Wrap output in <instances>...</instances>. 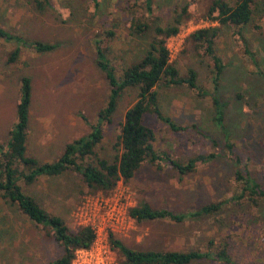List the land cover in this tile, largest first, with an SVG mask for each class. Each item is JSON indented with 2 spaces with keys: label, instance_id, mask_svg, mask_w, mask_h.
Returning a JSON list of instances; mask_svg holds the SVG:
<instances>
[{
  "label": "rangeland",
  "instance_id": "1",
  "mask_svg": "<svg viewBox=\"0 0 264 264\" xmlns=\"http://www.w3.org/2000/svg\"><path fill=\"white\" fill-rule=\"evenodd\" d=\"M52 2L54 8L40 12L32 0H0V28L24 39L19 44L0 39V143L9 138L22 93L21 80L28 78L32 113L28 155L40 163L57 160L64 144L90 132L80 116L95 122L108 101L107 80L94 62L96 37L104 41L120 76L147 46L132 33L130 20L150 23L151 28L165 27L175 12L189 6L191 17L177 36L167 40V47L180 77L188 78L189 71L195 72L198 89L188 84L168 87L165 83L155 88L163 117L187 128L170 130L153 115L145 117V124L155 132L156 152H164L169 159L186 162L209 153L216 157L186 176L171 167L158 170L144 164L127 184L119 182L109 195L89 192L80 176L68 171L31 186L21 184L26 194L47 212L61 217L70 230L92 222L97 226L99 238L92 256L79 254L76 264L101 257L97 253L104 243L100 242L110 231V223L100 210V201L106 200L117 201L127 215L140 200L154 209L175 212L223 202L216 215L181 224L137 223L125 215L123 227L112 233L129 248L154 251L206 250L209 240L227 237L232 264H264V200L258 207L243 200L231 202L240 190L235 170L243 174L248 171L264 189V0L257 1L252 21L241 31L246 48L236 35L237 29L219 28L215 51L224 69L216 82L210 59L197 56L187 43L194 31L219 27L203 16L211 0H151V12L145 0H100L98 11L91 0ZM109 31L112 37H107ZM31 42L55 43L58 48L37 54L30 48ZM17 46L18 57L11 62ZM136 95V89H126L119 97L113 121L105 127L103 142L96 148L98 157L108 161L115 158L118 129ZM230 144L240 163L230 158L226 148ZM62 254L48 230L28 221L15 206L9 208L0 202V264H49ZM108 256L118 264L115 251L111 249Z\"/></svg>",
  "mask_w": 264,
  "mask_h": 264
},
{
  "label": "trees",
  "instance_id": "2",
  "mask_svg": "<svg viewBox=\"0 0 264 264\" xmlns=\"http://www.w3.org/2000/svg\"><path fill=\"white\" fill-rule=\"evenodd\" d=\"M91 1L95 10H100V0ZM257 1L211 0L203 16L208 21L217 23L219 27L201 28L187 37V43L191 44V49L197 56L210 59L215 82L219 80L224 69L221 58L215 51L219 28L237 29L236 35L241 37L246 48L247 44L242 38L241 31L252 21ZM32 2L40 12L50 6L54 8L52 0ZM145 3L147 10L151 12V0H145ZM188 10L189 6H185L179 12H175L172 22L165 27L156 25L151 28L150 23L132 18L130 20L132 33L147 46L142 56L123 69L120 76H117L109 58L108 48L103 46L104 41L99 36L96 37L94 62L107 80L108 101L98 112L95 122L92 123L87 117L80 116L90 127V132L67 143L62 154L53 162L40 163L27 153L31 88L29 79L22 78V93L16 108V121L11 127L8 140L0 143V202L9 208L15 206L28 221L48 230L50 236L63 250V254L49 264H72L78 250H86L93 245L96 239L95 232L90 226L70 230L61 217L47 212L32 196L26 194L21 184L31 186L41 179L60 176L68 171L79 175L89 192L109 195L117 188L119 182L127 184L144 164H150L158 170L163 166L171 167L181 176H186L195 173L216 158L214 153H209L199 154L186 162L169 159L164 152H156L155 132L145 124V117L153 115L170 130L181 131L187 128L175 126L169 118L163 117L155 88L159 83H165L168 87L188 84L191 89H198L195 72L189 71L188 78L180 77L178 70L170 61L167 47V40L177 36L181 25L191 17ZM106 34L107 37L113 36L111 31ZM0 39L18 44L24 42L22 37L1 28ZM29 46L37 54L58 48V44L41 42H31ZM19 51L17 46L10 58L11 62L18 57ZM126 89L137 90L136 101L124 114L114 144L115 158L108 161L98 157L96 148L103 142L105 127L112 123L117 101ZM226 146L230 158L240 163L241 160L232 154V144ZM247 172L243 174L235 170V181L240 190L232 197L231 202L238 203L243 200L258 207L259 201L264 200V189L251 179ZM228 202L230 200L226 201ZM224 204L219 202L189 212H175L169 209H154L146 201L140 200L128 209V215L137 223L169 221L181 224L200 217L216 215ZM109 244L116 252L118 264H193L201 261L232 264L227 237L209 240L206 250H135L124 245L112 234L109 235Z\"/></svg>",
  "mask_w": 264,
  "mask_h": 264
},
{
  "label": "built area",
  "instance_id": "3",
  "mask_svg": "<svg viewBox=\"0 0 264 264\" xmlns=\"http://www.w3.org/2000/svg\"><path fill=\"white\" fill-rule=\"evenodd\" d=\"M169 49V48H168ZM170 52V51H169ZM89 205H86V208ZM131 208V207H130ZM103 210L104 212V219L110 223V225L108 226V229L111 231H107L108 233H106L105 241L104 242H100V243H104L101 246V250L97 253L99 254L101 257L100 258H96L94 260H88V261H83L82 263L80 262L79 264H113V261L110 259V257L108 256L109 252L111 251V247L110 244H108L106 241L109 240V235L112 234L114 235L112 232H114L118 227L122 228L123 224H124V220H125V215L129 217V215H127L122 208H120V206L118 205L117 201H113V202H109L108 200H106L105 202L100 201V210ZM128 213V212H127ZM131 219V218H130ZM83 226H90L96 235V239L93 243V245L86 250H78L75 253V259L73 260L72 264H76V262L78 261L79 258V254H82L83 256H92V250L95 246H97V242H98V238H99V230L97 228V226H95L94 222L90 223V224H85ZM107 230V229H106Z\"/></svg>",
  "mask_w": 264,
  "mask_h": 264
},
{
  "label": "crops",
  "instance_id": "4",
  "mask_svg": "<svg viewBox=\"0 0 264 264\" xmlns=\"http://www.w3.org/2000/svg\"><path fill=\"white\" fill-rule=\"evenodd\" d=\"M32 113H31V111L29 110V121L31 120V118H32V115H31ZM31 117V118H30ZM31 125L29 126V124H28V133H30V130H31ZM44 144L46 145V146H48V143L47 142H44ZM66 144H64L63 145V148H64V146H65ZM27 153H28V146H27ZM56 156V155H55ZM50 161H52V159H50ZM49 161V159H44V161L43 162H50Z\"/></svg>",
  "mask_w": 264,
  "mask_h": 264
}]
</instances>
